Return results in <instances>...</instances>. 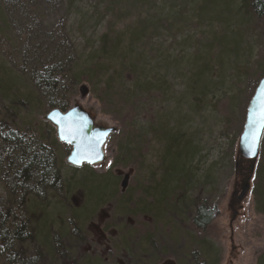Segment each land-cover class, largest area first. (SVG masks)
Here are the masks:
<instances>
[{
    "label": "rangeland",
    "instance_id": "1",
    "mask_svg": "<svg viewBox=\"0 0 264 264\" xmlns=\"http://www.w3.org/2000/svg\"><path fill=\"white\" fill-rule=\"evenodd\" d=\"M252 1L0 0L1 130L53 150L56 171L18 188L25 159L17 147L5 159L0 143V210L14 231L26 219L16 263L127 264V237L151 229L138 264H264V196L251 179L240 204L231 197L247 174L240 157L235 174L237 141L264 68V8ZM57 103L113 127L103 165L66 160L71 145L45 118ZM258 158L264 179L260 145Z\"/></svg>",
    "mask_w": 264,
    "mask_h": 264
},
{
    "label": "water",
    "instance_id": "2",
    "mask_svg": "<svg viewBox=\"0 0 264 264\" xmlns=\"http://www.w3.org/2000/svg\"><path fill=\"white\" fill-rule=\"evenodd\" d=\"M264 87V75L259 79L255 89L247 103L245 119L242 131L238 136L236 149L235 174L239 165V157L248 162L247 174L241 180L240 190H233L231 197L233 202L238 204L243 201L250 190V182L253 177L254 166L259 152V145L264 130V124L250 116V109L253 107V98ZM90 110L75 103L66 110L58 108L51 109L45 118L55 126L56 136L59 141L71 145V151L66 160L73 165L82 163L103 165L105 155L102 146L113 130L110 125L98 124ZM237 193V194H236ZM241 205H238L240 207Z\"/></svg>",
    "mask_w": 264,
    "mask_h": 264
},
{
    "label": "trees",
    "instance_id": "3",
    "mask_svg": "<svg viewBox=\"0 0 264 264\" xmlns=\"http://www.w3.org/2000/svg\"><path fill=\"white\" fill-rule=\"evenodd\" d=\"M252 6V7H251ZM251 9L254 11V13L261 14L264 8V0H253L252 4L248 3L247 9ZM45 71H51L49 66L45 67ZM49 73V72H48ZM46 72H44L41 75V78L44 80L43 82L45 85L53 86L52 83L47 79ZM264 75V68L262 73L260 74L261 78ZM41 79V80H42ZM254 91V89H253ZM253 93V92H252ZM55 107L59 108L60 110H65L66 106L64 103H57L54 104ZM5 126H3L4 128ZM2 128V122H0V143H2L5 146V154L6 156H3L5 159L8 157L11 150H13L15 147L19 148L21 151L20 159L23 160V167L19 170L17 174V180L19 182L21 181V184H19L20 188L25 182L36 179L40 184H44V182L48 181L47 179L55 180L56 171L53 168L52 159L54 156V152H52L49 148L45 147H39L38 149H34L31 144H27L25 141L26 139V131L19 130H8ZM264 131V130H263ZM169 140L172 141H180L179 138L175 135H170ZM124 147V146H123ZM122 147V148H123ZM52 149H54L52 147ZM260 149L261 152L264 150V132L262 133L261 141H260ZM124 155H128L125 154ZM130 157V155H129ZM0 155V159H4ZM261 164L262 161L260 158H258L253 172V181L255 182L253 187L251 188V192L255 193L256 199L258 202H260V198L263 199L264 196V179L262 178L261 173ZM102 188H100L101 190ZM125 191V190H124ZM97 192V188H94V190H91L92 194H95ZM129 201V196H127ZM11 205V204H10ZM11 207V206H10ZM9 213H4L2 210H0V264H19L16 263V253L12 251V243L17 241V244L19 241L21 242L24 240V228L26 226V219L21 218V225L18 226L15 231L14 229H10L9 227L14 222L9 221ZM209 218V213L201 212L199 213V219L198 221H205ZM13 230V231H11ZM23 234V235H22ZM15 236V237H14ZM14 239V240H13ZM260 259V258H259Z\"/></svg>",
    "mask_w": 264,
    "mask_h": 264
},
{
    "label": "flooded vegetation",
    "instance_id": "4",
    "mask_svg": "<svg viewBox=\"0 0 264 264\" xmlns=\"http://www.w3.org/2000/svg\"><path fill=\"white\" fill-rule=\"evenodd\" d=\"M199 213H198V215H199ZM143 217L148 222H150V223L153 222L152 217L150 215L143 214ZM153 219H154V217H153ZM207 221H208V219L205 220V221H197L196 220V223L198 224V226L200 225V226L203 227L205 225V223H207ZM147 231H151L152 232L151 229L150 230L147 229ZM147 231L143 232V236L141 235V240H142L141 242L138 240L137 236H136L135 240H132L133 239L132 236L127 237V239L125 240L126 241V247L129 250V254L125 255L126 260L128 261L127 264H138L139 262H142L141 259L143 257V253L142 252H144V250H145L144 247H147V248L154 247V244L153 245H149V241L148 240L150 238H148V232ZM154 233L158 234L159 231H156ZM112 238H113V236H112ZM138 242L141 243L140 249H139ZM92 251H93V254H97L96 250L92 249ZM145 256L150 257L151 255H145ZM163 260H165V259L162 258L161 260L158 261L157 264H161ZM177 261H179V259H177L175 261V263L174 262H170V263L171 264H179ZM228 262L233 264L232 259H229ZM163 264H169V262H166V263H163Z\"/></svg>",
    "mask_w": 264,
    "mask_h": 264
},
{
    "label": "snow or ice",
    "instance_id": "5",
    "mask_svg": "<svg viewBox=\"0 0 264 264\" xmlns=\"http://www.w3.org/2000/svg\"><path fill=\"white\" fill-rule=\"evenodd\" d=\"M250 116H253L258 122L264 124V87L253 98V107L250 109Z\"/></svg>",
    "mask_w": 264,
    "mask_h": 264
}]
</instances>
